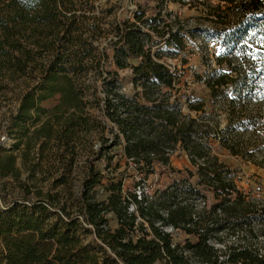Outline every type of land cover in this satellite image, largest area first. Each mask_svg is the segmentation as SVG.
I'll return each instance as SVG.
<instances>
[{
  "label": "trees",
  "instance_id": "trees-1",
  "mask_svg": "<svg viewBox=\"0 0 264 264\" xmlns=\"http://www.w3.org/2000/svg\"><path fill=\"white\" fill-rule=\"evenodd\" d=\"M222 1L207 6L214 27L190 28L162 10L112 19L97 0H0V78L27 84L17 144L0 151L3 176L23 182L13 152L25 141L23 156L39 145V163L90 160L79 187L62 174L37 200L0 205V264H264V198L219 155L264 172V0ZM198 36L218 44L194 71L207 99L184 92L182 69L165 60L189 65ZM112 64L131 68L133 97ZM176 151L191 167L173 165ZM101 160L109 176L94 167ZM123 167L135 173L127 191Z\"/></svg>",
  "mask_w": 264,
  "mask_h": 264
},
{
  "label": "rangeland",
  "instance_id": "rangeland-1",
  "mask_svg": "<svg viewBox=\"0 0 264 264\" xmlns=\"http://www.w3.org/2000/svg\"><path fill=\"white\" fill-rule=\"evenodd\" d=\"M185 4L179 2H172L169 0L168 3L162 7L157 6L154 0H97V3L102 7L101 10H108L109 7L113 6L114 10L111 14L112 19L122 18L124 20H134V13L136 11H145L147 16H152L156 11L162 10L167 18L174 19L179 17L181 21H184L186 27L194 28L197 26L203 27H214L213 22H209L206 19V13L210 4L213 6L222 5L225 6L222 0H184ZM201 1L205 2L203 4ZM208 6V7H209ZM226 10V9H225ZM261 38L259 37V40ZM260 43V41H259ZM189 47L187 48L186 55L188 57L189 65L181 68L180 58L166 57L165 60L171 65H178V69H182V84L184 92H192L198 94L200 97L207 99L208 90L203 86L202 83L196 82L194 77V71L198 70L200 73L204 71L205 62L207 59L209 63L213 62L214 55L218 51V44L216 42H205L202 36L188 40ZM112 53V52H111ZM204 58V59H202ZM138 60L131 59V64H138ZM111 69L118 71L119 80L123 94L128 97H133L135 94L134 85L132 84V70L127 68L119 70L114 64L111 65ZM0 78V151L5 150L11 151L17 144L16 134L13 132V120L18 112L20 106L21 93L26 87V82L19 81L18 83H9L6 80L3 81ZM6 85V86H5ZM98 96H101L100 94ZM174 98V97H172ZM58 103V98H53L43 103V107L47 110H51ZM187 114L188 111L184 110ZM111 137V135H109ZM34 141V140H33ZM33 144H35L33 142ZM31 144V145H33ZM110 142L108 143V145ZM99 145V142L95 147ZM28 150L27 142H22L20 149L13 152L15 156V165L18 169L17 173L19 178L23 181L20 183L18 178L12 173L4 175L5 171L0 166V205H8L14 201H35L39 195V191L48 192L52 189L53 184L60 175H70L68 178L75 187H79L84 180L86 171L90 167V160L86 157L79 159L76 164L71 165L68 163H60L54 157L48 156L44 160L38 162L40 156L36 154L39 150V145L32 149L30 157L23 156V151ZM46 154L48 151L45 152ZM5 155V154H4ZM220 158L222 161L231 165L232 167H238L240 169L239 176L242 177V186L245 189H249L253 186L255 189H259L258 195L264 198V172L251 164H245L242 160H238L230 156L227 152H220ZM264 155V151L262 153ZM116 161V160H115ZM172 163L175 167L183 169L191 167L187 156L181 152L176 151L172 156ZM94 167L101 171L103 175H108L109 171L105 168L104 160L95 161ZM128 169L124 171V167L118 170V173L123 177L125 174L130 175L126 181V191L131 188L134 183L135 173ZM112 171V170H110ZM253 176V178H252ZM157 179V175L151 177V182ZM107 179H104L106 183ZM252 184H247V183ZM58 191L63 192V189L58 188ZM96 198L101 199L104 197L105 192L103 186H97L95 188ZM139 191V188H138ZM62 197V196H61ZM63 199V197H62ZM65 199H63L64 201ZM109 226L111 228L117 227L115 217L110 214L108 215ZM176 240L180 239L182 235L180 232L171 231ZM191 264H200L198 262H191Z\"/></svg>",
  "mask_w": 264,
  "mask_h": 264
},
{
  "label": "clouds",
  "instance_id": "clouds-1",
  "mask_svg": "<svg viewBox=\"0 0 264 264\" xmlns=\"http://www.w3.org/2000/svg\"><path fill=\"white\" fill-rule=\"evenodd\" d=\"M22 2H23V3H28V2H29V0H22Z\"/></svg>",
  "mask_w": 264,
  "mask_h": 264
}]
</instances>
